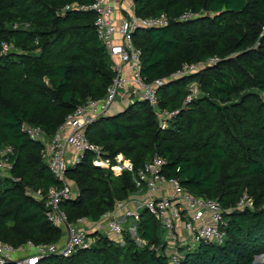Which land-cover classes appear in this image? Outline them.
<instances>
[{
	"label": "trees",
	"instance_id": "16d2710c",
	"mask_svg": "<svg viewBox=\"0 0 264 264\" xmlns=\"http://www.w3.org/2000/svg\"><path fill=\"white\" fill-rule=\"evenodd\" d=\"M89 1L0 0V145L13 147L12 177L0 180V241L13 247L28 240L59 242L63 234L46 218L42 202L26 191L45 192L59 181L42 156L43 144L29 138L21 124L40 126L47 138L53 136L78 104L101 98L114 75L94 13L79 9ZM186 10L203 14L178 20ZM135 11L140 16L164 12L169 18L165 26L133 34L145 82L166 78L185 62L213 55L219 60L157 88L158 108L178 110L167 127L138 99L93 121L86 135L101 147L103 158L114 163L122 154L134 171L161 155L167 177L230 209L224 213V242L183 249L179 264H253L256 255H264V0H135ZM2 42L18 50L2 52ZM192 82L199 93L183 105ZM66 173L78 189L59 206L70 224L80 217L95 221L115 200L136 191L130 171L114 175L93 163L92 152ZM244 195L251 206L237 208ZM137 234L145 245L126 231L121 244L89 230L88 248L66 258L49 255L36 264L168 263L162 229L147 209L140 210Z\"/></svg>",
	"mask_w": 264,
	"mask_h": 264
},
{
	"label": "built area",
	"instance_id": "2783aa9c",
	"mask_svg": "<svg viewBox=\"0 0 264 264\" xmlns=\"http://www.w3.org/2000/svg\"><path fill=\"white\" fill-rule=\"evenodd\" d=\"M79 9L94 13L95 31L110 56L114 75L101 98H87L78 104L58 126L54 135L46 137L48 140L40 126L27 122L21 124V130L29 138L43 144L42 156L53 177L59 181L58 185L48 187L45 192L30 188L26 191L42 202L46 218L57 227H65V232L59 242L49 244L28 240L13 247L0 241V264L8 261L36 264L49 255L69 257L77 250L91 245L93 238L90 237L89 230L92 229L109 235L121 244L126 231L134 237L137 244L145 245V239L137 236V222L143 208L160 224L169 256L167 264H179L184 247V250H189L193 249V244L195 247L200 243L222 244L228 223L224 213L230 209H224L215 198L192 193L177 177H167L164 173L166 159L161 155L155 154L134 171L132 163L124 159L122 154L114 157V163L103 158L101 147L91 142L86 135V128L93 121L120 111L124 101L129 104L138 99L146 101L156 111L162 128L167 127V120L175 116L178 110L158 108L157 88L175 76L197 72L205 65L215 64L219 57L213 55L204 62H185L170 76L145 82L140 68L141 50L134 44L133 34L138 29L165 26L169 21L168 16L164 12L152 16L137 15L135 0H90L89 4L80 6ZM197 16V12L186 10L179 15L178 20H191ZM1 46L2 52L9 51L7 43L2 42ZM186 90L183 105L199 93L194 82L189 83ZM85 152H92L93 163L110 169L114 175L130 171L136 191L126 199L115 200L112 209L95 221L80 217L70 224L59 206L63 200L75 198L78 189L66 171L68 166L81 162ZM12 153V146L0 145L1 172L11 171L9 156ZM245 202L249 206L252 204L251 199L244 195L236 207L241 208ZM127 222L128 225H125Z\"/></svg>",
	"mask_w": 264,
	"mask_h": 264
},
{
	"label": "rangeland",
	"instance_id": "374dc122",
	"mask_svg": "<svg viewBox=\"0 0 264 264\" xmlns=\"http://www.w3.org/2000/svg\"><path fill=\"white\" fill-rule=\"evenodd\" d=\"M197 14H198V16L201 14H203V13H198L197 12ZM197 16V17H198ZM8 46H9V52L10 51H15V50H18L17 48H14V46H12V45H10V44H8ZM128 104V102L127 101H124V102H122V104H121V108H123L124 106H126ZM45 138H46V136H44ZM49 138V137H48ZM47 139V138H46ZM48 140V139H47ZM10 177H12V175H11V171H3V172H1L0 171V180L1 179H3V178H10ZM246 206H249V205H246V202H245V205H243L240 209H243L244 207H246ZM251 206V205H250ZM125 225H128V222H127V224H125ZM62 230H63V236H64V232H65V227H62ZM130 235V234H129ZM131 236V235H130ZM137 236H138V234H137ZM132 237V236H131ZM134 238V237H133ZM162 238H163V231H162ZM62 239H64V237L62 238ZM134 241H135V239H134ZM136 242V241H135ZM191 245V244H190ZM191 248H195V245L193 244V245H191ZM183 249H186V247H184ZM253 264H264V255L263 254H258V255H256L255 256V258H254V261H253Z\"/></svg>",
	"mask_w": 264,
	"mask_h": 264
},
{
	"label": "crops",
	"instance_id": "0c3cea01",
	"mask_svg": "<svg viewBox=\"0 0 264 264\" xmlns=\"http://www.w3.org/2000/svg\"><path fill=\"white\" fill-rule=\"evenodd\" d=\"M90 227V226H89ZM93 230V229H92Z\"/></svg>",
	"mask_w": 264,
	"mask_h": 264
}]
</instances>
